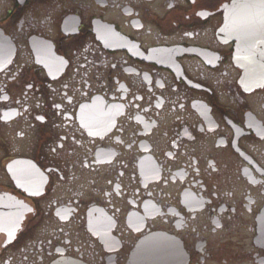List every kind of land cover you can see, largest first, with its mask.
<instances>
[{
    "label": "flooded vegetation",
    "instance_id": "1",
    "mask_svg": "<svg viewBox=\"0 0 264 264\" xmlns=\"http://www.w3.org/2000/svg\"><path fill=\"white\" fill-rule=\"evenodd\" d=\"M153 235L264 264V0H0V264Z\"/></svg>",
    "mask_w": 264,
    "mask_h": 264
},
{
    "label": "water",
    "instance_id": "2",
    "mask_svg": "<svg viewBox=\"0 0 264 264\" xmlns=\"http://www.w3.org/2000/svg\"><path fill=\"white\" fill-rule=\"evenodd\" d=\"M228 22H233L230 18ZM172 242L162 236H149L140 241L131 252L128 264H171L169 252ZM67 264V263H56Z\"/></svg>",
    "mask_w": 264,
    "mask_h": 264
}]
</instances>
